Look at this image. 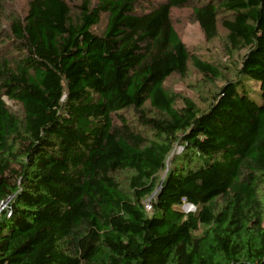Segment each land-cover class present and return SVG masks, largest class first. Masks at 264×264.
I'll list each match as a JSON object with an SVG mask.
<instances>
[{
  "label": "trees",
  "instance_id": "obj_1",
  "mask_svg": "<svg viewBox=\"0 0 264 264\" xmlns=\"http://www.w3.org/2000/svg\"><path fill=\"white\" fill-rule=\"evenodd\" d=\"M190 6L246 50L206 112L164 87L221 78L172 23ZM0 20V264H264V0H0Z\"/></svg>",
  "mask_w": 264,
  "mask_h": 264
},
{
  "label": "rangeland",
  "instance_id": "obj_2",
  "mask_svg": "<svg viewBox=\"0 0 264 264\" xmlns=\"http://www.w3.org/2000/svg\"><path fill=\"white\" fill-rule=\"evenodd\" d=\"M7 8H11L17 11L20 15L25 14L27 3L29 0H1ZM74 6L80 3L81 0H69ZM95 1V0H94ZM147 2H157L159 0H146ZM2 21L0 20V24ZM172 23L178 32L180 39L185 43L189 52L193 55H197L202 61L214 65L220 72L221 78L218 80H210L198 72L191 64L188 67V73L186 75L176 74L170 77L164 84L165 89L173 96L177 97L176 106L182 108L183 100L188 99L197 105L201 112H206L210 109L211 104L214 102V97L218 91L226 85L227 81L235 80L238 74V70L241 65L242 58L245 55L246 50L241 52L231 51L227 45V32L219 27L218 36L214 40L205 39L200 24L195 22L193 18V6L186 8L174 9L172 11ZM106 17H103L100 25L96 27V30L102 32L105 28ZM249 85L255 86L248 82ZM6 105L9 110L18 115L22 116V110L19 105L14 102L6 100ZM148 114L150 117L155 116V112L150 108L149 104H146ZM121 116L131 123L138 131L143 134H147L153 139V134L148 131L147 128L141 126L139 123V116L133 110H127L120 113ZM118 118L113 115L114 124H118ZM181 147L177 146L174 148L171 156L166 162L165 168L158 176V183L169 175V171L174 164L178 162V156H180ZM116 179L120 187L128 191V180L129 175L127 173H118ZM155 197L154 195L146 200L145 205H149V201ZM261 199L264 202V191L261 193ZM216 204L222 207L220 200H216ZM183 209H187L184 207ZM147 211H149L147 209ZM264 219V216H263ZM264 226V222H263ZM203 231V227L199 232Z\"/></svg>",
  "mask_w": 264,
  "mask_h": 264
},
{
  "label": "built area",
  "instance_id": "obj_3",
  "mask_svg": "<svg viewBox=\"0 0 264 264\" xmlns=\"http://www.w3.org/2000/svg\"><path fill=\"white\" fill-rule=\"evenodd\" d=\"M146 206H147V209L150 211L151 206H149V205H146ZM187 210L188 211H195V207H193V206H187Z\"/></svg>",
  "mask_w": 264,
  "mask_h": 264
}]
</instances>
